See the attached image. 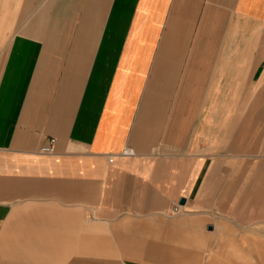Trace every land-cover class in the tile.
<instances>
[{"label": "crops", "instance_id": "1", "mask_svg": "<svg viewBox=\"0 0 264 264\" xmlns=\"http://www.w3.org/2000/svg\"><path fill=\"white\" fill-rule=\"evenodd\" d=\"M260 223L264 0H0V264H254Z\"/></svg>", "mask_w": 264, "mask_h": 264}, {"label": "rangeland", "instance_id": "2", "mask_svg": "<svg viewBox=\"0 0 264 264\" xmlns=\"http://www.w3.org/2000/svg\"><path fill=\"white\" fill-rule=\"evenodd\" d=\"M258 228L264 229V223H260V225H258ZM226 239L227 240L233 239L234 241H237L238 245H241L242 251L245 252L246 256L248 255V257L251 259L250 261H252L254 264H261L260 251L256 249L255 243L264 242V232L262 234L259 233L258 235H253V236L247 235L244 237L243 236L241 237L231 236L230 238L229 236H226Z\"/></svg>", "mask_w": 264, "mask_h": 264}, {"label": "built area", "instance_id": "3", "mask_svg": "<svg viewBox=\"0 0 264 264\" xmlns=\"http://www.w3.org/2000/svg\"><path fill=\"white\" fill-rule=\"evenodd\" d=\"M55 138H51L46 144L41 147V152L46 154L54 153L55 151Z\"/></svg>", "mask_w": 264, "mask_h": 264}, {"label": "water", "instance_id": "4", "mask_svg": "<svg viewBox=\"0 0 264 264\" xmlns=\"http://www.w3.org/2000/svg\"><path fill=\"white\" fill-rule=\"evenodd\" d=\"M181 203H185V199L184 198L181 200Z\"/></svg>", "mask_w": 264, "mask_h": 264}]
</instances>
